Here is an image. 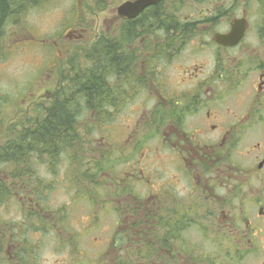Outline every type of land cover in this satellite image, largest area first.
Here are the masks:
<instances>
[{
  "label": "flooded vegetation",
  "instance_id": "1",
  "mask_svg": "<svg viewBox=\"0 0 264 264\" xmlns=\"http://www.w3.org/2000/svg\"><path fill=\"white\" fill-rule=\"evenodd\" d=\"M4 1L1 52L100 60L105 104L85 109L77 153L107 187L76 177L79 154L61 190L56 168L39 180L42 157L22 180L10 162L0 264H264V0H90L91 24L69 15L48 38L28 17L53 0ZM64 77L37 99L55 100ZM40 104L5 135L43 118Z\"/></svg>",
  "mask_w": 264,
  "mask_h": 264
},
{
  "label": "rangeland",
  "instance_id": "2",
  "mask_svg": "<svg viewBox=\"0 0 264 264\" xmlns=\"http://www.w3.org/2000/svg\"><path fill=\"white\" fill-rule=\"evenodd\" d=\"M78 3L79 0H53L49 4L44 3L45 6L42 16L37 17L35 11L29 15V23L31 24L33 22V27L31 26L30 28L35 32L39 27L40 36L48 38L52 37L62 23H65L69 18V15L73 17L75 22H78L77 25L82 26L91 24L95 16L90 13L91 8L94 6L93 1L82 0V2L79 3L80 5ZM96 15L97 19L99 18L100 20L101 15L97 13ZM62 54L63 55L60 57L58 53L48 49L39 52L33 47H29L28 52H21L17 49H13L10 52L0 51V115H2L0 125V148L5 144L8 138V133L5 135L4 132L7 120L13 118L17 113H25L26 108L34 101L35 104L41 103V109L50 105L51 102L47 100V98H43L45 99L44 101L43 99L37 98L42 96L45 92L51 93L57 85L59 75L62 77V75L66 76V73H68V67L67 64H65L66 54ZM50 70H53V72ZM43 82L44 86L42 84ZM31 94H33V97ZM131 111H133V109ZM117 119L118 116L116 115V120ZM85 121L86 116L83 114L79 117L78 126L81 141L84 144L82 150L86 149L84 141L88 138V135L91 134L89 129H86L87 127H84V125L82 126L81 124V122ZM82 155L83 153L81 152L79 154L80 160H78L80 161V165L78 163L73 167L75 175H77L76 177H81L83 181H86L87 174H89L93 180L92 182H88L89 185L94 184L97 188L105 189L104 187H107L105 185L106 180L100 179V177L97 176L99 175V171L96 170V167H87L88 162L90 161L82 163V161H85L86 159ZM107 156H109V154H107ZM67 157L68 155H62L60 158L61 166L59 170L60 172L58 173L60 184L55 185V187L60 190L68 187L66 183L71 182L69 179H66L65 183L61 178V175L64 172H66L65 178L69 177L67 172L72 169L69 168ZM108 162L110 166L117 167L114 159L108 157ZM39 169V177L41 178L39 180L42 181V183L49 185L51 181L53 182L52 176L47 172L45 167L41 166ZM41 173H43V177L40 175ZM2 178H0V181H3ZM35 183L36 180H34V184ZM60 190L58 191V194L60 195L57 194L56 196L59 199H62L61 193H64V191L60 192ZM15 210L16 208H11V213H13L12 218H15L16 216ZM7 213V208L3 206L0 207V221L4 222L7 220ZM77 217L80 218L79 215Z\"/></svg>",
  "mask_w": 264,
  "mask_h": 264
},
{
  "label": "trees",
  "instance_id": "3",
  "mask_svg": "<svg viewBox=\"0 0 264 264\" xmlns=\"http://www.w3.org/2000/svg\"><path fill=\"white\" fill-rule=\"evenodd\" d=\"M5 12L6 3L0 0V18ZM69 62L68 73L63 79L64 86L55 100L43 108L44 117L38 116L33 121L29 119L27 125L20 127L18 132L14 131L13 136L8 137L0 148V172H5L11 162L14 178L22 180L25 168L31 171V163L27 160L31 154L42 157L49 171L55 168L56 171L60 170L62 155L77 159L81 142L79 117L83 114L87 116L85 109L99 108L105 104L101 99V88L107 73H102L99 59L92 68L87 67L84 56H75ZM110 102L116 103L114 100ZM5 187L0 182V188ZM6 196L0 194V205L5 203Z\"/></svg>",
  "mask_w": 264,
  "mask_h": 264
}]
</instances>
